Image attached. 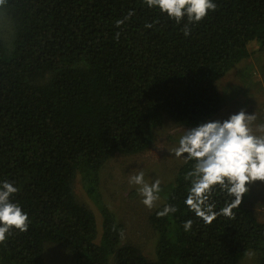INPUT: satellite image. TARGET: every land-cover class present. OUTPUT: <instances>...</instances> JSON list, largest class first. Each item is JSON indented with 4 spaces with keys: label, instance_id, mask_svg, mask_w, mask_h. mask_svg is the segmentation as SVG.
Instances as JSON below:
<instances>
[{
    "label": "trees",
    "instance_id": "trees-1",
    "mask_svg": "<svg viewBox=\"0 0 264 264\" xmlns=\"http://www.w3.org/2000/svg\"><path fill=\"white\" fill-rule=\"evenodd\" d=\"M213 2L216 10L188 24L186 37V17L177 24L143 0H6L0 184L19 189L11 200L30 224L0 244V264H51L54 249L69 264H242L250 253L264 264V222L248 206L249 192L232 217L211 224L189 211L185 176L194 161L179 168L148 216L153 258L123 242L125 225L100 192L111 156L148 150L165 116L184 126L211 120L224 104L216 81L250 56L252 42L264 51V0ZM78 176L99 209L100 228L76 198ZM232 199L216 188L210 202L219 212ZM165 205L177 211L158 216Z\"/></svg>",
    "mask_w": 264,
    "mask_h": 264
},
{
    "label": "clouds",
    "instance_id": "clouds-1",
    "mask_svg": "<svg viewBox=\"0 0 264 264\" xmlns=\"http://www.w3.org/2000/svg\"><path fill=\"white\" fill-rule=\"evenodd\" d=\"M149 8H158L162 14L180 24L185 17L187 24L182 29L187 37L191 34L188 24L201 22L209 11L216 10L213 0H143ZM6 0H0V8ZM132 12L124 18L129 19ZM124 20H117L120 27ZM151 28L152 24L145 25ZM119 33H117V37ZM255 113L248 114L245 110L231 114L227 119L209 121L186 129L179 138L178 147L171 154L183 158L185 162L194 161L193 169L185 179L191 180V187L184 203L189 211L207 224H211L219 215L233 216V209L238 208L249 186L255 182H264V124L256 125ZM255 125V127H254ZM130 184L137 186V193L142 197L143 205L151 210L159 200L161 180L152 183L145 180V173L140 171L130 177ZM216 188L232 197L219 212L210 198ZM19 189L12 183L4 181L0 184V244H4L13 230L26 232L30 220L22 208L12 202L11 197ZM177 209L165 205L158 216H167ZM184 230L189 231L192 221L184 223ZM115 230V225L113 226ZM121 236L123 231L121 230Z\"/></svg>",
    "mask_w": 264,
    "mask_h": 264
},
{
    "label": "rangeland",
    "instance_id": "rangeland-1",
    "mask_svg": "<svg viewBox=\"0 0 264 264\" xmlns=\"http://www.w3.org/2000/svg\"><path fill=\"white\" fill-rule=\"evenodd\" d=\"M249 51L247 59L216 81L224 104L209 121H223L231 114L245 110L248 114L255 113L256 125L264 124V51L255 41L249 45ZM194 127L179 125L165 116L163 125L154 128L155 138L148 150L132 155L115 153L101 170L100 192L105 203L125 225L123 242L140 246L150 258L155 257L156 234L151 231L148 216L164 201L174 185L177 172L185 161L171 153L178 147L179 138L186 129ZM140 171L145 173V180L149 183L157 178L161 180L160 198L151 210L143 205L137 186L129 183L130 177ZM74 192L78 201L94 212L100 228L99 209L87 194L79 176L74 184ZM247 203L258 219L264 222V182L257 181L249 186ZM49 254L47 259L51 264L70 263L62 258L58 249ZM255 256L250 253L242 264H256Z\"/></svg>",
    "mask_w": 264,
    "mask_h": 264
}]
</instances>
